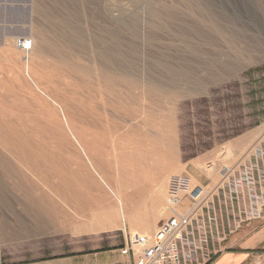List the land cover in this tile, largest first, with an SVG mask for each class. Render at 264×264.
<instances>
[{
    "label": "rangeland",
    "instance_id": "obj_1",
    "mask_svg": "<svg viewBox=\"0 0 264 264\" xmlns=\"http://www.w3.org/2000/svg\"><path fill=\"white\" fill-rule=\"evenodd\" d=\"M256 151L264 0H0V264L139 259L171 177L214 185ZM132 193L142 249L118 215ZM103 208L115 229L75 224ZM245 226L225 252L264 264V217Z\"/></svg>",
    "mask_w": 264,
    "mask_h": 264
},
{
    "label": "built area",
    "instance_id": "obj_2",
    "mask_svg": "<svg viewBox=\"0 0 264 264\" xmlns=\"http://www.w3.org/2000/svg\"><path fill=\"white\" fill-rule=\"evenodd\" d=\"M256 155H244L233 167H224L214 185H195L183 175L171 177L172 215L158 224L153 243L134 264H207L211 244L259 220L264 209V154ZM180 205L184 212L178 210ZM131 251L127 243L121 255Z\"/></svg>",
    "mask_w": 264,
    "mask_h": 264
},
{
    "label": "bare ground",
    "instance_id": "obj_3",
    "mask_svg": "<svg viewBox=\"0 0 264 264\" xmlns=\"http://www.w3.org/2000/svg\"><path fill=\"white\" fill-rule=\"evenodd\" d=\"M26 41V40H25ZM36 42L34 41V42H32V44H33V46H35L36 44H35ZM19 47L24 51V52H26L28 49H29V45L28 44H26V42L23 44V42L22 43H19ZM129 134V133H128ZM130 138V137H129ZM92 148H95L94 147V145H90V146H88L87 147V149H88V152L89 153H91V150H92ZM259 148V147H258ZM260 149V148H259ZM261 151V150H260ZM252 153V152H251ZM83 183V185H84V181L82 182ZM161 186V185H160ZM144 188H147V187H144ZM149 188V187H148ZM143 189V188H142ZM141 189V190H142ZM159 189H161V188H159ZM139 190V189H138ZM146 190V189H145ZM143 191V190H142ZM156 191V190H155ZM156 193V192H155ZM136 194V193H135ZM144 194V193H143ZM156 195V194H155ZM2 196V195H1ZM140 196V195H139ZM138 196V197H139ZM141 197V196H140ZM142 199H144L143 197H141ZM141 198H140V200H139V198H138V200L139 201H141ZM136 196L134 197L133 196V193H132V195L130 194V195H126L124 198H123V202L126 204V207L125 208H121V210H119V212H118V215H120L121 217V222H122V227L124 228V230H126L127 231V229L129 228V232L131 233V236L133 237V239H134V242H135V244H136V246H137V248L138 249H142V247L144 248L145 246H147L148 245V242L150 241V237H152L151 236V231H150V229L148 228V226H149V224L147 225V229H145V227H143L142 225V227L146 230H140L139 228H137L135 225V223L136 222H134V217H132L133 216V212H134V206L136 205L135 203L137 202L136 201ZM156 202V201H155ZM103 203V202H102ZM107 203V202H106ZM141 203H142V201H141ZM144 203V202H143ZM6 204V203H5ZM135 204V205H134ZM104 206V205H103ZM158 206V205H157ZM83 207H85V206H83ZM82 207V208H83ZM99 207V206H98ZM106 207V206H105ZM80 208V207H79ZM92 208V207H91ZM94 209V208H93ZM159 209V208H158ZM81 210V209H80ZM79 210V211H80ZM98 210V209H97ZM160 210V209H159ZM77 211V210H76ZM161 211V210H160ZM81 212V211H80ZM79 212V213H80ZM159 212V211H158ZM163 212V211H162ZM184 212V211H183ZM77 213V212H76ZM74 214V219H75V224H77L78 225V227L80 228V227H82V228H87V229H89L90 231H97V230H101V229H103V230H105V229H115L116 227H117V225H116V216L114 217V215H113V210H112V208H103L102 210H100V212H99V210H98V212L96 213V214H94V215H92V217L91 216H89V217H91L90 219H92L91 221H87L86 219H85V217L82 215V214ZM82 213V212H81ZM161 213V212H160ZM159 213V217H160V214ZM117 215V214H116ZM162 215H163V213H162ZM172 215V214H171ZM86 216V215H85ZM158 216H157V214H156V218L158 219ZM118 217V216H117ZM155 217V216H154ZM1 218V217H0ZM6 221V220H5ZM148 221V220H147ZM4 222V221H3ZM154 224V223H153ZM140 225H138V227H139ZM81 228V229H82ZM143 232H145V233H143ZM137 252H138V250H137ZM140 252V251H139Z\"/></svg>",
    "mask_w": 264,
    "mask_h": 264
},
{
    "label": "crops",
    "instance_id": "obj_4",
    "mask_svg": "<svg viewBox=\"0 0 264 264\" xmlns=\"http://www.w3.org/2000/svg\"><path fill=\"white\" fill-rule=\"evenodd\" d=\"M263 217H264V213H263L262 218ZM162 220H160V222ZM245 225H246L245 227L250 226L252 225V222L247 223ZM243 228H244V225L236 233L238 234V232H240L241 229ZM236 233L228 236L223 242L215 243L213 244V246L211 244L210 250H209L210 261L207 264H245L248 261V259H250L252 255L251 253L237 254V253H232V252H225L226 249H229L227 246L228 245L227 242L231 239L233 240ZM238 241H239V237L235 238V240L231 242L230 244L232 243L235 244V242H238ZM240 242L244 243L243 241H240ZM212 257H213V260H212ZM125 258H128V260H124ZM136 260H137V253L135 250L132 249L128 257H123V256L114 257V256H109V255H102V256L92 259L89 256H81L77 258L54 259L48 263H51V264H110V263L134 264Z\"/></svg>",
    "mask_w": 264,
    "mask_h": 264
}]
</instances>
